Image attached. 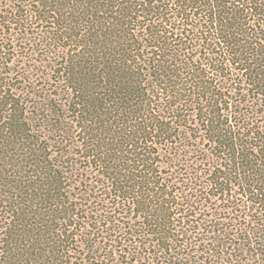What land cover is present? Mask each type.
Masks as SVG:
<instances>
[{
  "label": "trees",
  "instance_id": "trees-1",
  "mask_svg": "<svg viewBox=\"0 0 264 264\" xmlns=\"http://www.w3.org/2000/svg\"><path fill=\"white\" fill-rule=\"evenodd\" d=\"M0 264H264V0H0Z\"/></svg>",
  "mask_w": 264,
  "mask_h": 264
}]
</instances>
